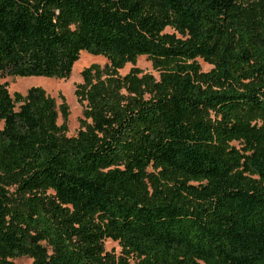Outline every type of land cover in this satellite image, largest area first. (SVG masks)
I'll return each instance as SVG.
<instances>
[{
    "label": "trees",
    "instance_id": "trees-1",
    "mask_svg": "<svg viewBox=\"0 0 264 264\" xmlns=\"http://www.w3.org/2000/svg\"><path fill=\"white\" fill-rule=\"evenodd\" d=\"M81 51L73 135L0 83V264H264V0H0V76Z\"/></svg>",
    "mask_w": 264,
    "mask_h": 264
},
{
    "label": "rangeland",
    "instance_id": "rangeland-1",
    "mask_svg": "<svg viewBox=\"0 0 264 264\" xmlns=\"http://www.w3.org/2000/svg\"><path fill=\"white\" fill-rule=\"evenodd\" d=\"M166 31H169L167 28ZM81 58H78L74 72L65 79L57 78H48L42 76H29V77H11V76H0V83H6L7 89L10 93L18 91L25 93L29 87L39 86L45 90L47 94L54 97L57 103H60L58 94H61L69 108V115L67 118L68 132L67 135H73L78 129V118L81 117V105L77 102L76 97L74 96V90L77 83L81 82L80 72L84 67L92 63H97L100 66H103L107 61L101 55H93L86 51L80 52ZM198 62L202 70H208L211 65L203 62L201 59H198ZM138 67L143 72L152 73L154 76H157L152 67L150 61H148L145 56H140L137 58L134 65L131 63L125 64V66L119 70L120 74H125L132 67ZM57 122L60 124L62 118L58 115ZM1 125V124H0ZM105 249L107 251H113L118 254L121 251V247L117 242L110 239L105 240L104 242ZM13 264H31L32 259L27 256H21L14 258Z\"/></svg>",
    "mask_w": 264,
    "mask_h": 264
},
{
    "label": "bare ground",
    "instance_id": "bare-ground-1",
    "mask_svg": "<svg viewBox=\"0 0 264 264\" xmlns=\"http://www.w3.org/2000/svg\"><path fill=\"white\" fill-rule=\"evenodd\" d=\"M79 58H81V55H79ZM78 61H79V60H78ZM78 61H77V62H78ZM77 62H76V63H77ZM76 63L73 64L71 74L74 72V69H75ZM71 74H70V75H71Z\"/></svg>",
    "mask_w": 264,
    "mask_h": 264
}]
</instances>
